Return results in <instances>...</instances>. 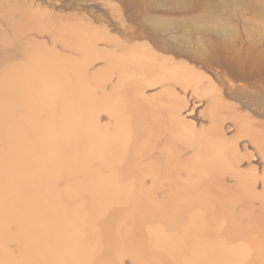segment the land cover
Returning <instances> with one entry per match:
<instances>
[{
	"label": "bare ground",
	"instance_id": "bare-ground-1",
	"mask_svg": "<svg viewBox=\"0 0 264 264\" xmlns=\"http://www.w3.org/2000/svg\"><path fill=\"white\" fill-rule=\"evenodd\" d=\"M88 28L0 38V263L264 264V96L231 100L213 51Z\"/></svg>",
	"mask_w": 264,
	"mask_h": 264
},
{
	"label": "rangeland",
	"instance_id": "rangeland-1",
	"mask_svg": "<svg viewBox=\"0 0 264 264\" xmlns=\"http://www.w3.org/2000/svg\"><path fill=\"white\" fill-rule=\"evenodd\" d=\"M7 12L9 21L4 17ZM129 26L138 31L148 29L156 38L198 55L213 51L242 87L229 98L245 101L248 109L260 108L251 105L264 96V0H0V38H17L23 56L26 50H47L56 34L83 32L88 27L111 30ZM41 161L46 168L53 159L45 155ZM59 178L53 182L58 184ZM58 190L52 193L56 195ZM67 192L73 194L69 188ZM35 217L39 220V214H34L36 221ZM8 222L11 228L18 227ZM97 236L92 242L98 241ZM14 238L6 243H11L12 252L19 253Z\"/></svg>",
	"mask_w": 264,
	"mask_h": 264
}]
</instances>
